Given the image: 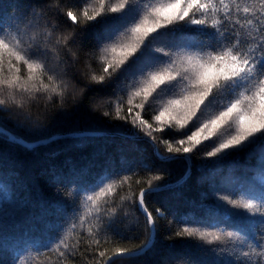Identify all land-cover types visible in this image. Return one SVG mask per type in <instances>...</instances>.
Segmentation results:
<instances>
[{
    "label": "snow or ice",
    "instance_id": "snow-or-ice-1",
    "mask_svg": "<svg viewBox=\"0 0 264 264\" xmlns=\"http://www.w3.org/2000/svg\"><path fill=\"white\" fill-rule=\"evenodd\" d=\"M55 2L57 14L80 32L99 27L94 32L98 47L90 54L100 65L99 74L93 71L89 82L116 85L123 95L109 99L110 110L103 115L125 122L114 126L113 134L151 148L159 165L145 160L141 167L148 172L159 168V172L138 178L136 183L144 186L138 194L121 196L120 202L126 203L120 204H114L112 194L129 177L102 179L91 194L81 198L84 211L46 249L54 250L58 257L83 255L85 260L91 257L94 264H117L155 246L163 213L160 208L150 211L146 197L186 183L193 156L202 153L218 162L256 145L264 169V0ZM58 29L59 23L46 19L43 8L24 14L18 24L5 27L0 23V114L39 133L48 123L34 120L31 108L41 96L48 101L58 98L63 106L66 97L74 94L75 65L83 52L82 47L72 50L82 39L76 30L64 35L57 34ZM91 132L102 131L74 129L63 138L83 140L93 137L85 135ZM167 133H172L171 140L164 138ZM0 138L26 151L59 139L50 135L30 142L3 126ZM167 164L182 165L184 172L174 182L162 183L164 176L159 173L167 171L163 167ZM217 198L245 222L209 231L182 221L176 235L213 246L208 251L219 248L230 264H264V230L253 232L247 222L264 218V195L247 187L236 197ZM128 207L143 214L147 237L135 247L114 246L110 250L105 245L136 238L115 228ZM73 237L79 239L73 243ZM82 243L86 245L83 253Z\"/></svg>",
    "mask_w": 264,
    "mask_h": 264
},
{
    "label": "trees",
    "instance_id": "trees-1",
    "mask_svg": "<svg viewBox=\"0 0 264 264\" xmlns=\"http://www.w3.org/2000/svg\"><path fill=\"white\" fill-rule=\"evenodd\" d=\"M66 6L67 2L61 5L62 8ZM41 8L46 19L59 23L57 34L66 35L76 30L82 37L72 49L83 48L79 53V63L75 65L78 78L72 81L74 94L66 97L62 107L58 98L48 101L41 96L38 99L31 108V114L34 120L47 121L48 127L43 133L21 126L14 118L3 114H0V126L27 141L74 129H92L102 133L75 141L64 139L63 135L57 142L35 151H26L0 138V264H94L91 257L85 260L83 255L75 259L67 255L58 257L46 246L53 245L75 222L73 218L84 211L81 198L91 194L92 188L102 179L107 182L109 177L119 180L128 176V182L122 188L117 187L112 194L114 204L126 203L120 202L119 198L129 193L138 194L140 187L144 186L136 183L138 178L147 179L159 172V168L145 171L141 167L142 161L149 160L156 165L159 161L147 144L113 134L114 126L123 125L124 121L103 115L104 111L110 110L107 101L123 94L117 91L115 84L104 86L89 82L93 71L99 74L100 65L90 56L98 47L94 32L99 27L80 32L71 21L57 14L55 0H0V23L5 27L18 24L24 14ZM164 138L171 140L173 135L167 133ZM163 167L167 171L159 173L164 176L162 183L174 182L184 172L182 165L167 164ZM132 172L135 175H131ZM247 187L256 188L257 195H264L261 191L264 188V169L256 145L218 162L216 158H205L202 153L193 156L191 175L186 183L146 197L150 211L160 208L163 213L158 221L155 246L144 255L124 259L117 264H230L219 248L208 251L213 246L196 239L178 237L176 233L183 227L182 221H190L209 231H223L245 222L236 210L217 197H236ZM126 212L127 215L121 214L115 225L116 231L136 238L105 245L110 250L114 246L135 247L147 237L143 214L135 207H128ZM247 222L253 232L264 230V218L256 217ZM76 239L79 237H73L72 242L75 243ZM83 239L88 238L85 236ZM85 247L82 243L81 253ZM17 257L21 258L18 262Z\"/></svg>",
    "mask_w": 264,
    "mask_h": 264
},
{
    "label": "water",
    "instance_id": "water-1",
    "mask_svg": "<svg viewBox=\"0 0 264 264\" xmlns=\"http://www.w3.org/2000/svg\"><path fill=\"white\" fill-rule=\"evenodd\" d=\"M70 132V131H69ZM69 132H63V133H56V134H53V135H57L58 137H61ZM99 133H102V132H91V133H86L85 135H90V134H99ZM32 142V141H30Z\"/></svg>",
    "mask_w": 264,
    "mask_h": 264
}]
</instances>
